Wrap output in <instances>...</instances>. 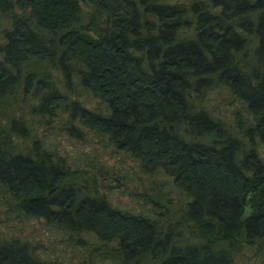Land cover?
Instances as JSON below:
<instances>
[{"label": "trees", "instance_id": "trees-1", "mask_svg": "<svg viewBox=\"0 0 264 264\" xmlns=\"http://www.w3.org/2000/svg\"><path fill=\"white\" fill-rule=\"evenodd\" d=\"M0 16L4 204L77 246L56 260L0 237V264H239L264 251V0H0ZM221 90L233 123L208 104ZM30 91L32 115L67 111L70 136L101 135L134 162L107 169L141 183L131 208L41 139L18 147L30 128L4 114Z\"/></svg>", "mask_w": 264, "mask_h": 264}, {"label": "rangeland", "instance_id": "rangeland-1", "mask_svg": "<svg viewBox=\"0 0 264 264\" xmlns=\"http://www.w3.org/2000/svg\"><path fill=\"white\" fill-rule=\"evenodd\" d=\"M166 1L181 2L188 0ZM84 9L90 11L89 7H84ZM7 26V21L0 16V37L1 31ZM52 76L57 79L60 88L67 92L72 99H86L90 104L96 103L95 99L78 94L80 88H78L77 78H74V84H76L73 87L74 93H71L65 90L58 71L52 70ZM21 97L22 94L19 93L17 95L16 105L13 106L9 112L4 114V117L8 119L12 116L22 115L26 125L30 128V136H26L24 140L13 136V140L17 143L19 148L30 146L34 139H41L45 142L46 146L54 147L61 156L75 160L79 168L87 172L86 174L83 173L85 177L86 175L94 176V184L90 187H94L99 194L105 195L112 205L128 209L134 205V195L142 189V185L138 179L135 178L125 183L126 180L117 178L118 174H113L111 169L107 170L108 167H111L110 165H114L120 168L122 170L121 172L135 171L134 162L129 161L123 154L113 150L112 146L109 145L101 135L83 131L82 128V139L70 136L66 128L69 114L67 111H59L55 116L41 118L40 116L30 113V106L38 102L37 95H32L31 91L27 92L22 102L19 100ZM208 104L215 105L217 109L216 113L233 123L232 110L234 109L232 106H229L230 103L223 90H221L217 96H214L213 99H210ZM16 106L18 107L16 108ZM102 165H106V167L101 169ZM106 170L107 173L104 172ZM89 181L90 180H88V183ZM83 182L84 181H82V183ZM91 184L92 183L89 185ZM4 198H7V195L0 189V237L12 235L26 237L32 240L35 251L40 254L49 255L56 260H67L70 259V257H73L74 260L77 259V257L72 254L73 249L77 250V246L72 244L73 242L67 240L63 234L42 222L16 216L14 212L9 210V206L4 204ZM248 213L249 210L246 211L245 215ZM96 255H98L97 251L93 254L94 260H97ZM79 260H86L87 264H91L87 255H80ZM238 261L239 264H264V251L260 252L258 256H254L250 250L246 251V254L239 253Z\"/></svg>", "mask_w": 264, "mask_h": 264}]
</instances>
